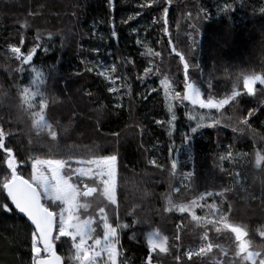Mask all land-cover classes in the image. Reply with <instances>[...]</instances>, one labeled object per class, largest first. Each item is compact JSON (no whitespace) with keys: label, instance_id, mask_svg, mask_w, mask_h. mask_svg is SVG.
<instances>
[{"label":"snow or ice","instance_id":"6c2138e0","mask_svg":"<svg viewBox=\"0 0 264 264\" xmlns=\"http://www.w3.org/2000/svg\"><path fill=\"white\" fill-rule=\"evenodd\" d=\"M223 0L218 4V13L228 14L233 10L234 3ZM109 12L114 4L107 0ZM171 0H143L138 5L140 9H151L154 5L160 8V15L154 16L152 25L160 24L163 36H170L168 12ZM264 14V5L259 8ZM208 20L205 9H200L197 14V23H190L186 32L188 45L187 52L178 50L173 41H167L171 54L178 57L179 66H182L183 79L178 80L175 74L161 72L159 66L152 58H160L161 52L155 51L146 37L140 35V28L132 27L131 33L136 35L134 40L138 48L143 49L139 56L146 59V65L135 79L144 84L151 76L159 77V88L163 91L165 107L167 109L166 121L155 120L157 125L167 124L168 135L171 138L177 122V106L184 108V115L190 122L188 131L182 134V144L188 155L187 159L180 161L173 156L175 144L168 148V182L167 190L161 194L162 209H157V214L180 213L187 214L190 218L193 234V243L185 246L182 243V224H176V231L171 238L164 235L158 227H151L144 234L146 255L141 258L140 264H160L158 257L172 256L173 264H264V224L255 229H250L244 222L233 219V202L229 200L236 186L246 191L241 183V172L229 171L218 165L221 172H227L233 177L230 184L218 187L205 185L199 190L196 184L197 173L193 165L192 140L201 129L230 127L234 134L251 133V151H234L230 143L223 152L218 154V160L232 165H251L258 175L253 180H259L264 186V135L257 133L253 126L254 121H259L264 126V100L257 107L246 110L240 107V101L245 96H255L258 92L256 85H260V92L264 93V66L260 70L254 68H239L230 71L229 67L220 62L219 66L213 64L206 74L201 69L198 61L199 41L195 38L200 34L199 21ZM28 15H35L29 13ZM142 15V11L130 14L122 21L128 24ZM189 19L191 14L189 13ZM21 29L29 28L25 20L20 23ZM144 31H148L145 27ZM95 35V32H93ZM47 41L41 42V33L37 29L34 33V42L26 51L25 35L19 37V44H9L8 49L12 59L17 64L15 68L5 65V70L23 73L25 66L32 74L28 84L16 83L14 88L17 95L15 105L17 120L28 125L30 134H34L36 143L41 139L49 142L44 144L47 148L45 155L30 156L31 174L25 178L18 171V162L14 149L6 145L5 140L13 133L0 125V151L4 153L3 163L6 173L0 180V189L6 197L0 200V212H18L26 217L25 246L28 258L22 264H133V258L126 255L121 236L124 230H130L133 225L141 222L149 223L147 219L141 221L132 219L131 223L122 221L118 201V155L115 152L101 154L98 146H81L62 143L59 130L67 132L68 126L62 125L59 120L52 121L46 114L50 111V101L56 97L50 88H42L45 84V72L33 64L37 50L49 52V41L53 33L48 32ZM63 43L64 36L60 37ZM109 39L117 42L119 52V33L113 27ZM159 44L160 40H156ZM96 60L81 59L80 63L86 66L88 73H95L97 77L106 81V92L116 101L114 107H122V98L131 94L132 73L138 68L136 60L131 56L116 54L115 59L105 64L99 59L101 54L113 56L112 49L102 53L98 47L90 49ZM197 57L193 63L192 58ZM50 74L56 71L55 65L48 66ZM199 69V78L190 70ZM222 70V78L227 82L222 90L214 84L221 79L217 72ZM76 76L81 73L77 71ZM15 79V77H13ZM182 85V91L177 90ZM123 89V91H122ZM149 94L158 92L155 87L146 89ZM91 96V92H86ZM159 94V93H158ZM142 99H147L145 94L137 93ZM8 97L6 90H0V102ZM103 105H101V108ZM231 115H226L229 110ZM99 111V109H98ZM118 136L117 133H113ZM29 145L34 141L29 139ZM219 143V140H218ZM149 164L165 170V164L157 159H149ZM182 165H193L190 170H182ZM174 182H178V185ZM145 196L149 195L145 191ZM256 199L255 196L248 197ZM5 201H10V204ZM14 206V207H13ZM261 207L264 209V197L261 198ZM197 210L202 214H198ZM135 217L134 211L128 212ZM115 219L112 220L111 218ZM183 219V218H182ZM258 238V239H257ZM130 240L137 239L136 234L129 236ZM67 248L66 255L58 254L57 248ZM174 250V251H173Z\"/></svg>","mask_w":264,"mask_h":264},{"label":"trees","instance_id":"16d2710c","mask_svg":"<svg viewBox=\"0 0 264 264\" xmlns=\"http://www.w3.org/2000/svg\"><path fill=\"white\" fill-rule=\"evenodd\" d=\"M143 0H113L114 7L109 12L107 0H0V49L8 52V61L5 65L15 68L17 62L12 59L8 49L9 44H19L21 34L25 35V45L22 51H26L34 42V33L37 29L41 33V42L47 41L48 32L53 33L52 41H49V52L44 53L37 50L33 64L45 72V84L42 88H50L54 102L50 101V111L46 114L50 120H59L62 125L68 126L67 132L59 130L62 143L76 144L81 146H98L102 151L113 149L118 155V201L120 205V215L122 221L131 223L132 219L138 218L141 221L147 219L149 223L143 222L133 225L130 230H124L121 236L126 255L133 258V264H140L142 257L146 255V244L144 234L151 227H158L164 235L171 238L176 231V224L181 223L182 243L185 246L193 243V234L190 218L187 214L169 213L157 214V209H162V193L167 190L168 182V148L175 144L173 156L184 161L188 152L182 144V134L188 131L189 121L184 115V108L177 106V122L172 132V137L168 135L167 124L157 125L155 120L166 121L167 109L165 107L162 89L159 88V77L151 76L144 84L135 79L137 74L142 72L146 65V59L139 56L143 49L135 45L136 35L131 33V28L140 25V33L144 32L150 41V46L155 51L161 52V57L155 60V64L160 67L161 72L175 74L178 80L183 79L182 66H179L178 57L174 53L170 55L171 48L168 47V38L178 50L187 52L188 40L186 32L193 31L188 28L190 23H197L196 17L200 9H205L209 16L208 20L199 21L200 34L195 38L199 41L198 61L201 69L206 74L211 70L213 64L219 66L223 62L230 71L239 68H254L260 70L264 66V14L259 12V8L264 5V0H236L233 10L228 13H218L217 6L223 0H171L168 12V23L170 36H163L160 32V24L152 25L154 16L160 15V8L153 6L151 9H140L138 5ZM233 3V0H228ZM142 11V15L128 24L122 23L130 14ZM35 13V15H28ZM191 14V19L189 15ZM27 21L29 28L21 29L20 23ZM119 33L117 53V42L109 39L112 28ZM106 30L107 39L101 42L98 30ZM95 32V35H93ZM61 35L64 36L61 43ZM156 40H160L157 44ZM103 44L102 53L109 48L114 55L107 57L110 61L115 59L116 54L121 56L131 55L137 62L138 68L132 73V89L130 95L122 98V107H114L116 101L111 99L110 107L101 103L97 94L92 91L95 73H88L86 66L80 63L81 59L91 60L94 56L90 49ZM192 62H197V57L192 58ZM3 66L4 78L0 80V90H6L8 97L0 102V125L13 135L6 138L7 146L14 149V154L19 163L18 171L25 178L31 174L30 156L45 155L47 148L44 144L47 139H41L36 143L34 134L28 131V125L17 120L16 90L14 84H28L32 74L25 66L23 73L11 74ZM55 65L56 71L50 74L49 67ZM79 71L80 76L75 73ZM196 78H199L200 70H190ZM221 79L215 80L214 84L222 90L227 82L222 78V70L217 72ZM15 77V79H13ZM155 87L158 92H146V89ZM258 92L255 96H245L240 101V107L245 110L249 107H257L261 100H264V93L260 92V85H256ZM177 90L182 91V85H178ZM123 91V89H122ZM86 92H91L89 96ZM137 93L145 94L148 98L142 99ZM159 93V94H158ZM111 96V94H109ZM101 105L103 107L101 108ZM99 109V111H98ZM124 111L123 125L118 131L110 132L105 128L121 119V112ZM230 109L226 115H231ZM260 119H264L261 115ZM6 119V123L3 119ZM253 126L257 133L264 135V126L259 121H254ZM117 133L118 136H114ZM32 139L33 145L28 141ZM219 140V143H218ZM27 156L21 159L18 154L17 145L13 142H21ZM232 144L234 151H251L252 135L234 134L230 127L220 126L217 128L201 129L194 135L192 140L193 165L197 173L196 184L199 190H203L205 185L218 187L219 185L230 184L233 180L227 172H221L218 165L229 171L241 172V183L245 185L246 191L236 186L232 193H229V200L233 202V219L244 222L250 229H255L264 224V209L261 207V198L264 197V186L259 180H253L258 175L251 165H241L239 163L230 165L227 160L220 162L218 154ZM3 155L4 153L0 151ZM155 158L159 163L165 164V170L149 164V159ZM193 165H182V170L187 171ZM2 166V168H1ZM6 170V165L0 163V172ZM2 180V179H1ZM153 182L157 187L163 188L159 197H154L153 193L145 196V191L141 190L137 184L142 182ZM178 185V182H174ZM0 192L6 197L5 192ZM255 196L256 199L248 197ZM154 200L158 207H154ZM10 204V201H5ZM155 208V209H154ZM134 211L135 217L129 216L128 212ZM4 212H0L3 214ZM198 214L200 213L197 210ZM5 214H18L9 212ZM183 218V219H182ZM112 220L115 218L112 217ZM136 234L137 239L130 240L129 236ZM258 239V238H257ZM62 254H67V248H57ZM174 251V250H173ZM160 264H173L172 256L158 257ZM0 264H21L18 252L0 229ZM211 264V261H208Z\"/></svg>","mask_w":264,"mask_h":264},{"label":"rangeland","instance_id":"374dc122","mask_svg":"<svg viewBox=\"0 0 264 264\" xmlns=\"http://www.w3.org/2000/svg\"><path fill=\"white\" fill-rule=\"evenodd\" d=\"M140 25H143V24L141 23ZM140 25H137L136 27L139 28ZM98 35L100 36L102 43H103V41H105L107 39L106 30L103 28H100L98 30ZM140 35L142 37H146L145 31L140 33ZM96 47L101 49V48H103V44L96 46ZM96 47H94V48H96ZM96 59H97V56L94 55L91 60L94 61ZM99 59L102 60L105 64L111 62L107 57L99 56ZM7 61H8V52L0 49V80H2L4 78L3 66L6 64ZM106 84H107L106 81H103L102 78L97 77L95 75L94 82L92 84L91 89H92L93 93H95L99 96L101 103L108 105L110 107V105L108 103H110L112 98L106 92ZM121 115H122L121 119H118L114 123L106 126L105 129L107 131H110V132L118 131L124 122V120H123L124 111L121 112ZM3 120L6 123V119L4 118ZM13 144L17 145L19 157L21 159H24L28 153L24 148L23 141H21L19 143L13 142ZM113 151H114L113 149H109L106 151H102V153L103 154H109V153H112ZM2 162H3V155L0 152V163H2ZM1 168H2V166H1ZM5 173H6L5 169H2L0 172V180L3 179V176L5 175ZM119 179L120 178L118 176V181H119ZM137 186L140 187V189L143 191L153 193V196L157 197V198L159 197V195L163 191L162 187L161 188L157 187L153 182H144L143 181L142 183L137 184ZM0 200H3V196L1 194V192H0ZM154 207H158V203L156 200H154ZM25 224H26V220L23 219L18 214H5V213L0 214V229H1L2 233L6 236V238L9 240V242L15 246V248L18 252L21 264L24 260H26L28 258L27 248H26L25 243H24L25 235H26Z\"/></svg>","mask_w":264,"mask_h":264},{"label":"water","instance_id":"95a60500","mask_svg":"<svg viewBox=\"0 0 264 264\" xmlns=\"http://www.w3.org/2000/svg\"><path fill=\"white\" fill-rule=\"evenodd\" d=\"M27 179V178H26ZM6 194V193H5ZM14 207V206H13ZM18 213V212H17ZM18 215H20L23 219L26 220V217H24L22 214L18 213ZM58 251V250H57ZM58 254L62 255L59 251H58Z\"/></svg>","mask_w":264,"mask_h":264},{"label":"bare ground","instance_id":"6f19581e","mask_svg":"<svg viewBox=\"0 0 264 264\" xmlns=\"http://www.w3.org/2000/svg\"><path fill=\"white\" fill-rule=\"evenodd\" d=\"M171 39V38H168V40ZM172 40V39H171Z\"/></svg>","mask_w":264,"mask_h":264}]
</instances>
